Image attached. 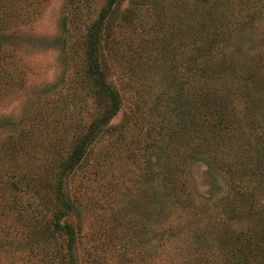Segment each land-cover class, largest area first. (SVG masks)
I'll use <instances>...</instances> for the list:
<instances>
[{
    "label": "trees",
    "instance_id": "trees-1",
    "mask_svg": "<svg viewBox=\"0 0 264 264\" xmlns=\"http://www.w3.org/2000/svg\"><path fill=\"white\" fill-rule=\"evenodd\" d=\"M122 1L106 0L87 24L75 14L71 28L78 31L79 46L70 42L69 12L59 22L61 35L41 43L46 50L60 51L62 74L76 68L85 84L81 86L76 75L67 81L62 75L52 88L76 83L81 86L74 91L79 96L69 103L65 93L55 92L56 101L26 117H32L37 128L41 123L44 131L38 162L25 168L14 163L30 155L24 144L33 139L32 126L17 123V131L0 132V264H26L32 259L39 264H78L75 254L85 208L72 197L71 185L93 147L110 139L124 148L122 141L129 133L121 125H110L122 107L121 96L109 80L115 71L128 72L127 90L138 112L155 97L157 118L152 117L146 135L157 130L156 135L145 140L140 128L135 144L141 150L132 156L140 175L147 178L151 191L147 201L158 216L167 217V211L180 202L179 193L191 195L187 178L191 163L203 164L214 181L215 173L224 176L228 192L212 205L188 200L196 206L188 209V217L191 236L199 246L189 247L186 254L195 261L214 253L215 264H264V154L257 151L261 162L249 161L242 168L228 154L234 144L228 139L233 125L250 123L258 131L250 134L256 139L264 129V0H194L192 8L178 0H127L120 9ZM91 2L69 0L66 8L85 11ZM19 9V0H0V95L24 80L12 56L4 53L5 41L13 42L8 31L23 18ZM47 92L43 90L38 98L46 99ZM80 97L82 107L77 106ZM88 100L96 118L84 124L80 112H88ZM72 104L77 109L68 119L65 113L71 111L66 106ZM136 117L130 116L134 122ZM12 127L10 119L0 118V131ZM98 156L78 186L85 188L96 174L94 168L105 157ZM156 159L162 160L158 169ZM159 175L166 180L162 191L155 193L153 180ZM175 222L168 225L180 236L181 226L189 222ZM88 256V264H93L91 251ZM191 262L185 259L182 264Z\"/></svg>",
    "mask_w": 264,
    "mask_h": 264
},
{
    "label": "rangeland",
    "instance_id": "rangeland-1",
    "mask_svg": "<svg viewBox=\"0 0 264 264\" xmlns=\"http://www.w3.org/2000/svg\"><path fill=\"white\" fill-rule=\"evenodd\" d=\"M19 1H21L22 9H19L17 13H20V16L23 15V18H20L17 24H14L16 26L8 31L10 40L13 42L11 44L5 41L4 47L6 49H4V53L12 56L17 64L18 71H20L19 76L24 80L22 84H16L11 88L4 89L0 95V118H8L10 123L14 125V127L6 128L0 132L4 134L5 132L17 131L19 123H21L19 124L21 127L26 124V126H32L30 135L33 139L31 143L24 144V147L27 146L26 149L29 152L31 150L30 155H22L17 161H14L18 167L25 168L27 164L39 161L37 148H39V143L44 141V131L40 126L41 123H37V125L39 124L37 128L33 126L32 117L29 119L26 117L32 112L39 114L40 110H45L50 103L52 104L53 101H56V94L60 92L62 94L65 93L69 103H72L73 99L79 96L75 95L74 91H79L81 86L85 84L82 75H76V68H70L66 74H62L60 51L54 49L46 50L41 46V43L52 41L61 35L59 22L63 18V14L69 12L70 42L74 43V46H79L77 43L78 31L73 32L71 28V24L74 22L72 19H75V14L77 13V19L80 21L86 20L87 24L95 19L106 0H92L90 7L88 4L85 11L83 9L78 11L77 8L74 11V7L66 8L69 0ZM178 2V4L190 5L191 8L195 5L194 0H178ZM126 5L127 0L122 1L120 9H124ZM146 14L149 17V14ZM81 32L83 33V31ZM19 41L21 43H18ZM179 59L177 55L176 65L178 66ZM72 74L74 77L75 75L76 77L78 76L74 79L81 83V86L72 82L67 84L64 82L62 86L60 85L55 89L52 88V85L62 75L66 79L68 76L69 78L72 77ZM128 75V72L121 71L118 73V71H115L112 75L114 78L109 77L122 100L121 111L111 121L110 125H121L126 130H129V133L126 134L122 141L126 147L121 148L119 144H111L112 140L110 139L104 141L101 146L93 147L85 166L76 174V181L71 185L70 192L72 197L85 208V211L82 212L85 223L81 232V244L77 246L75 254L78 259L77 263L88 264V259H90L88 256L89 251L94 257L93 264H182L185 259L191 262V255L186 253L189 247L193 250L199 244L194 243L191 236V219L188 217L191 213L188 209L195 210L196 206L188 200L192 198L196 203L212 205L228 192V188L224 183V176L220 173H215L214 181L203 164L191 163L188 166L187 177L191 195L177 193L180 202L175 205L176 209L172 208L167 211V217L158 216L155 213L154 206L152 203L148 204L147 201L151 193L150 190L147 191V178L140 175L135 159L132 156V153L139 154L140 152H137L141 150L135 144V138L140 132V128H142L141 134H145L143 137L145 140L150 137L152 139L156 135L157 130L150 136L146 135L150 128V122L157 118V114L155 115L153 111L155 97H152V100L146 103L147 106L146 104L142 105L138 112L135 109L136 105L133 102L132 93H128L127 90ZM80 77H82L81 80L78 79ZM43 90L48 91L47 94L49 96L46 99L38 98ZM81 99V97L77 99V106L79 107H82ZM87 103L89 106L88 112L85 113L80 108V111L82 110L80 117L84 124H88L96 118L92 101L88 100ZM77 106H73V104L66 106L68 107L67 111H71L65 113L66 118L70 119L74 116L72 109H77ZM133 113L137 116L135 122L130 118ZM158 120H160V117ZM241 124L242 126L240 127L233 125L230 131L228 139H230L229 142H234V144L230 145L231 151L228 154L231 156L230 160L242 168L249 161H254L252 165L255 162L258 163V161L261 162L260 154L257 151H261L264 154V129L261 131L260 138L256 139L250 134H255L258 131L254 130L253 126L245 122V120L241 121ZM143 138H140V140ZM131 140H133V144H130ZM115 147L116 149H114ZM142 147H144L143 143ZM99 154L105 157L99 163V166L94 168L97 176H91L85 188L78 186V183L83 182L88 177V168H91V164L99 157ZM261 157L264 158L262 155ZM150 158L155 161L152 155ZM142 159L140 157V161ZM156 161L154 167L158 169L162 160L156 159ZM8 166L10 167V164ZM53 180H51L52 183ZM164 180L166 178L163 175L154 178L153 184L155 186L153 192L162 191L161 184ZM186 206H191V208ZM88 208L89 212H86ZM51 210L54 211V208H51ZM143 211H146L147 216L145 214L142 215ZM168 217V221L164 219ZM186 219L189 223L185 227L181 226L182 234L176 236L175 230H170L172 227L168 224L170 221L176 223V220L184 221ZM237 225L235 226L237 227ZM235 226L231 225L232 228ZM161 233H163L164 237L161 236ZM213 249L209 248L208 251ZM204 257L206 259L209 257L211 260L202 258L199 260L195 257V261L190 264H205V261L215 264L218 258L214 253L205 254ZM26 264L39 263L36 259H32Z\"/></svg>",
    "mask_w": 264,
    "mask_h": 264
}]
</instances>
